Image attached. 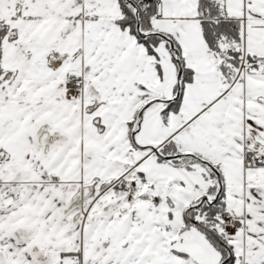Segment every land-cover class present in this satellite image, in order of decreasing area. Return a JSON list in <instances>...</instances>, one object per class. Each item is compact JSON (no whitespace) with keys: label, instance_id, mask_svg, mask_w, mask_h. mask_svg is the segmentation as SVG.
<instances>
[{"label":"snow or ice","instance_id":"1","mask_svg":"<svg viewBox=\"0 0 264 264\" xmlns=\"http://www.w3.org/2000/svg\"><path fill=\"white\" fill-rule=\"evenodd\" d=\"M0 264H264V0H0Z\"/></svg>","mask_w":264,"mask_h":264}]
</instances>
